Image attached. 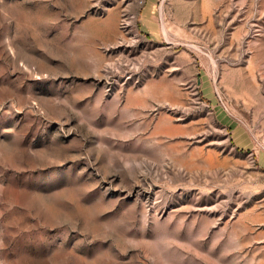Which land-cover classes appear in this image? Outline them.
<instances>
[{"label":"rangeland","instance_id":"374dc122","mask_svg":"<svg viewBox=\"0 0 264 264\" xmlns=\"http://www.w3.org/2000/svg\"><path fill=\"white\" fill-rule=\"evenodd\" d=\"M0 264H264V0H0Z\"/></svg>","mask_w":264,"mask_h":264}]
</instances>
